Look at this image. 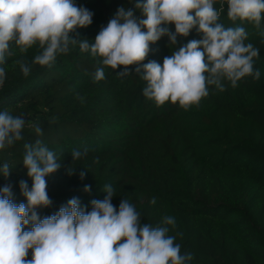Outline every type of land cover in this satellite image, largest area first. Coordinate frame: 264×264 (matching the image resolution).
Segmentation results:
<instances>
[{
    "label": "trees",
    "instance_id": "trees-1",
    "mask_svg": "<svg viewBox=\"0 0 264 264\" xmlns=\"http://www.w3.org/2000/svg\"><path fill=\"white\" fill-rule=\"evenodd\" d=\"M75 3L94 14L90 26L73 33L90 44L118 7L142 18L129 0ZM218 22L245 29V44L259 49L254 68L260 78L246 76L235 88L225 81L222 92L210 86L209 95L188 110L170 101L157 107L147 100V82L140 76L143 63L162 65L172 51L201 39L195 29L188 37H178L175 46H169L167 36L161 37L150 45L141 72L132 65L130 75L123 77L117 75L123 66H103L99 57L81 52L78 45L48 68L32 63L38 46L21 56L12 44L14 55L0 65L6 69L0 112L23 116L26 126L23 140L0 150V167L7 162L12 169L7 178L0 175V188L11 185L13 202L27 204L19 185L26 181L29 189L32 186L22 160L24 144L37 140L27 122H36L43 129L39 139L61 163L46 177L52 203L36 209L41 219L56 214L74 197L91 211V201L103 200V189L111 185L112 204L118 210L121 200L128 199L142 223L155 227L164 216H173L176 225L169 226L168 235L175 237L181 254H192L190 264H264V14L258 30L251 22L230 20L225 4ZM170 27L174 32V25ZM17 59L31 65L28 77L14 64ZM99 67L105 78L94 82ZM84 148L87 155L72 160L73 150ZM85 186L90 191H84ZM153 197L155 204L150 203ZM31 258L29 250L27 259Z\"/></svg>",
    "mask_w": 264,
    "mask_h": 264
},
{
    "label": "clouds",
    "instance_id": "clouds-1",
    "mask_svg": "<svg viewBox=\"0 0 264 264\" xmlns=\"http://www.w3.org/2000/svg\"><path fill=\"white\" fill-rule=\"evenodd\" d=\"M142 18L132 9L118 7L106 26H102L89 43L79 39L78 28L93 22V12L77 6L75 0H0V65L6 56L14 55L11 45L23 56L34 45L39 52L33 64L51 68L59 55L77 45L81 52L99 57L103 66L116 70L117 75H130L129 66L140 65L151 51L150 45L161 37L169 38V46L178 37H188L195 29L201 39L186 44L164 57L162 65L156 61L142 64L140 76L147 82L143 95L157 107L165 102L177 104L184 110L198 106L209 95V87L225 90L250 76L259 80L260 71L254 68L259 49L245 44L247 33L243 27H228L219 23L225 4L227 16L233 22L248 21L259 30L264 0H129ZM219 4V8L214 5ZM174 25V32L170 26ZM264 35V32L261 33ZM24 77L32 71L25 59L14 61ZM105 78L103 67L97 68L94 82ZM6 69L0 67V87L4 85ZM81 103L84 98L76 96ZM26 121L9 111L0 112V150L24 139ZM37 140L25 143L22 163L32 186L20 182V190L27 204H15L11 185L0 188V264H190L191 253L181 254L175 237L168 235L169 226L175 227L171 215L162 218L158 226L142 223L133 203L124 198L117 208L112 204L114 190L106 185L103 200H92L91 211L81 208L78 198L51 216L41 219L36 209L48 207L52 201L47 194L46 177L60 169L54 151L39 139L43 129L36 122H27ZM88 149L73 150L72 160L87 155ZM11 168L5 162L0 175L7 178ZM68 171V169H67ZM69 172V171H68ZM73 172V171H72ZM72 172L69 174H72ZM84 178V172L80 174ZM84 191H90L85 186ZM150 203L155 204V197ZM31 225L29 230L25 228ZM31 250L32 258L27 256Z\"/></svg>",
    "mask_w": 264,
    "mask_h": 264
}]
</instances>
